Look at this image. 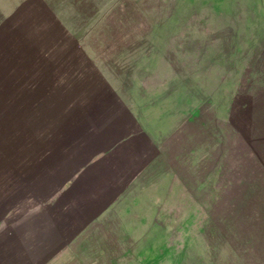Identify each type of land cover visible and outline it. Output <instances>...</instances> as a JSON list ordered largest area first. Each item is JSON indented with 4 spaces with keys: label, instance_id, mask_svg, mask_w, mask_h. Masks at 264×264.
Instances as JSON below:
<instances>
[{
    "label": "rangeland",
    "instance_id": "1",
    "mask_svg": "<svg viewBox=\"0 0 264 264\" xmlns=\"http://www.w3.org/2000/svg\"><path fill=\"white\" fill-rule=\"evenodd\" d=\"M0 264H264V0H0Z\"/></svg>",
    "mask_w": 264,
    "mask_h": 264
}]
</instances>
